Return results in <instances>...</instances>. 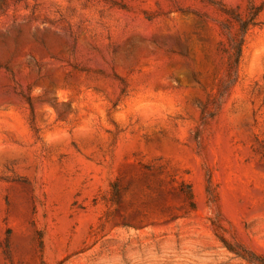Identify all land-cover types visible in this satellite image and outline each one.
<instances>
[{
  "label": "rangeland",
  "instance_id": "1",
  "mask_svg": "<svg viewBox=\"0 0 264 264\" xmlns=\"http://www.w3.org/2000/svg\"><path fill=\"white\" fill-rule=\"evenodd\" d=\"M251 6L232 81L223 8ZM243 250L264 256V0H0V264Z\"/></svg>",
  "mask_w": 264,
  "mask_h": 264
},
{
  "label": "trees",
  "instance_id": "2",
  "mask_svg": "<svg viewBox=\"0 0 264 264\" xmlns=\"http://www.w3.org/2000/svg\"><path fill=\"white\" fill-rule=\"evenodd\" d=\"M223 11H225V13H227L228 15H231L239 26L236 37L234 39L230 38L233 51L232 54L230 55L228 66L230 70H233V73L232 74L230 73V79L234 81V79L237 76V70L242 53L244 37L249 31V29L256 25V18L258 17L261 8L256 6H251L249 11V16L247 18L234 16V14L228 12L224 8ZM229 249L232 250L231 247ZM236 254L252 264H264V256L257 255L248 250H243V252H236Z\"/></svg>",
  "mask_w": 264,
  "mask_h": 264
}]
</instances>
